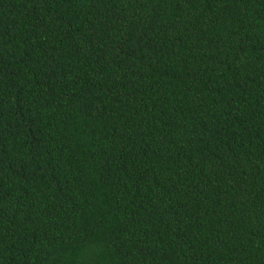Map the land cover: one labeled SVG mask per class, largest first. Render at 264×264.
I'll return each instance as SVG.
<instances>
[{
    "label": "trees",
    "instance_id": "obj_1",
    "mask_svg": "<svg viewBox=\"0 0 264 264\" xmlns=\"http://www.w3.org/2000/svg\"><path fill=\"white\" fill-rule=\"evenodd\" d=\"M0 264H264V0H0Z\"/></svg>",
    "mask_w": 264,
    "mask_h": 264
}]
</instances>
